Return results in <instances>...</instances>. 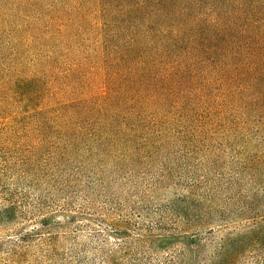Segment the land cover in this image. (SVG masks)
<instances>
[{"label":"trees","instance_id":"1","mask_svg":"<svg viewBox=\"0 0 264 264\" xmlns=\"http://www.w3.org/2000/svg\"><path fill=\"white\" fill-rule=\"evenodd\" d=\"M16 2L28 44L25 63L0 73L5 166L109 155L137 138L157 145L166 133L149 126L173 111L188 140L256 118L264 130V0ZM247 237L225 241L211 263L237 264Z\"/></svg>","mask_w":264,"mask_h":264},{"label":"rangeland","instance_id":"2","mask_svg":"<svg viewBox=\"0 0 264 264\" xmlns=\"http://www.w3.org/2000/svg\"><path fill=\"white\" fill-rule=\"evenodd\" d=\"M17 4L0 0V73L25 63ZM257 119L235 134L207 125L208 136L188 140L173 111L149 126L166 133L157 145L137 138L35 169L0 160V264H212L240 235L249 238L237 264H264V242H250L264 231Z\"/></svg>","mask_w":264,"mask_h":264}]
</instances>
